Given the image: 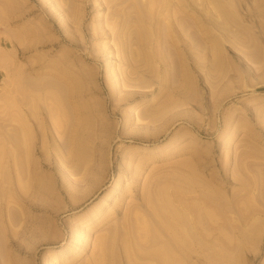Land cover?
Returning <instances> with one entry per match:
<instances>
[{"label": "rangeland", "instance_id": "374dc122", "mask_svg": "<svg viewBox=\"0 0 264 264\" xmlns=\"http://www.w3.org/2000/svg\"><path fill=\"white\" fill-rule=\"evenodd\" d=\"M141 234L264 264V0H0V264H162Z\"/></svg>", "mask_w": 264, "mask_h": 264}, {"label": "bare ground", "instance_id": "6f19581e", "mask_svg": "<svg viewBox=\"0 0 264 264\" xmlns=\"http://www.w3.org/2000/svg\"><path fill=\"white\" fill-rule=\"evenodd\" d=\"M30 31H31V30H29V32H30ZM26 32H27V34L29 33L28 30H27ZM26 32H25V33H26ZM33 32H34V31H31V32H30V35H31ZM34 34L38 35L39 32L36 33V31H35ZM34 34H33V35H34ZM28 35H29V34H28ZM157 36H158V35H157ZM157 36H154V37L156 38ZM29 37H30V36H29ZM31 37H32V35H31ZM31 37L29 38V39L31 40V41H29V42L32 43V41L35 40L34 38H35L36 36L34 35V36L32 37L33 40L31 39ZM37 37H38V36H37ZM37 37H36V38H37ZM159 38H160V37H159ZM159 38H158V39H159ZM152 39H153V38H152ZM159 40H160V39H159ZM161 40H162V39H161ZM161 40H160V41H161ZM36 42H40V40L38 41V38H37L36 41H35V44L33 43L34 46H33L32 48L36 47L35 45L38 44V43H36ZM151 42H152V41H151ZM30 45H31V44H30ZM26 46H27V45H26ZM26 46H25L24 49H27ZM28 46H29V44H28ZM28 46H27V47H28ZM157 46H158V44H157ZM160 46H161V45H160ZM30 47H31V46H30ZM30 47H28V48L30 49ZM152 49H154V48H152ZM30 50H31V49H30ZM155 50H157V49H155ZM60 77L62 78L61 75L58 76V78H60ZM74 80H77V79H74ZM77 81H79V80H77ZM111 84H112V83H111ZM112 85H113V84H112ZM136 107H137V105H135V104H131V105H129V109H134V108H136ZM23 109H24V108H23ZM23 109H21V110H23ZM24 110H26V108H25ZM27 110H30V111H28V115H29V112H30V114H32V115L35 114V112H34L32 109H27ZM31 110H32L33 112H32ZM21 114H22V111H20L19 116H20ZM25 114H26V113H25ZM25 114H22V115H25ZM30 116H31V115H30ZM20 117H21V116H20ZM26 118H27V116H26ZM28 118H29V119L31 118V120H34V119H32V116H31V117H28ZM21 119H23V116H22L21 118H19V124L21 123V121H23V120H21ZM31 120H30V121H31ZM25 121H27V120L25 119ZM28 122H29V120H28ZM28 122H27V124H26L25 122H23V124L20 125V126H22V127H20V129L22 130V129H23V126H25V127H24V131L22 130V132L25 133L26 137L28 136L27 138H30V136H32V135H34V134L37 135L36 130L38 131V129L35 128V127H37V126H35V125H34L35 127H33V125H32V126L29 125V127L33 128V129L35 128V129H34L35 132L30 128V129L32 130L31 132L34 133V134H32V133L30 134V130L27 129V128H28L27 126H28V124H29ZM31 122H33L32 124L35 123L34 121H31ZM25 124H26V125H25ZM36 125H37V122H36ZM40 125H42V124H40ZM40 125H38V126H40ZM26 127H27V128H26ZM77 127H78V128H77V131L79 132V130H78V129H79V126H77ZM26 129H27V131H26ZM74 129H75V131H76V127H75ZM74 129H73V130H74ZM102 130H103V129H102ZM66 131H67V133L69 134V138L72 139V140H70V141L73 142V144H74V142H75V145H73V146H76L77 148H80V147H79V144H78V146H77L76 143L78 142V140L80 141L81 138L78 137V138H79V139H78V138H76V136L74 137V133L72 134V133L69 131V132L73 135V137H72V136H70V133L68 132V130H66ZM103 131H104V130H103ZM27 132H28V133H27ZM51 132H52V131H51ZM72 132H73V131H72ZM38 133H39V131H38ZM67 133L65 132L66 140L68 139V138H67ZM105 133H107V136H108V132H105ZM28 134H29V135H28ZM77 134H78V133H77ZM23 135H24V134H23ZM23 135H22V136H23ZM79 135H80V134H79ZM79 135H77V136H79ZM80 136H81V135H80ZM102 136H104V134H102ZM105 136H106V135H105ZM26 137H23L25 141H26V139H27ZM34 137H35V136H34ZM37 137H38V136H37ZM175 137H176V136H175ZM25 138H26V139H25ZM31 138H32V137H31ZM73 138H75L77 142L74 141ZM103 138H104V137H103ZM105 138H108V137H105ZM105 138H104V139H105ZM32 139H33V138H32ZM34 139H35V138H34ZM27 140H28V139H27ZM52 140H53V138H52ZM105 140H106V139H105ZM25 141H24V142H25ZM67 141H68V140H67ZM26 142H27V141H26ZM80 142H82V141H80ZM157 142H158V141H157ZM172 142H174V141H172ZM67 143H68V142H67ZM80 144H81V143H80ZM71 145H72V143H70V146H71ZM80 146H81V145H80ZM72 148H73V147H72ZM74 148H75V147H74ZM74 148H73V149H74ZM81 148H82V147H81ZM70 150H71V147H70ZM75 150L78 151V149H75ZM75 150H73V151H75ZM79 150H81V149H79ZM71 151H72V150H71ZM148 151H154V149H153V150H148ZM75 152H76V151H75ZM98 158H99V157H98ZM139 161H140V160H139ZM139 161H138V162H139ZM68 162H69V161H68ZM141 163H142V162L140 161V164H141ZM140 164L138 165V163H137V167H136V166L133 167L132 172H133L136 176L140 174L139 172H140V171L142 170V168H143ZM133 173H132V175H134ZM119 182H120V176L118 177V180H117V183H116V186H115V191L118 189ZM109 196H110L109 194H107V195L105 196V198H104V200H103L101 206L98 208V210L96 211V213H94L93 216H91L92 218H94L93 220H95V219L97 218V215L99 214V212H101L102 206H103L104 203L108 200ZM150 199H151V202L153 203L154 199H152V197H151ZM150 199H149V200H150ZM140 200H142V199L140 198ZM143 200H144V199H143ZM152 200H153V201H152ZM152 203H147V204H148L149 206H152V207H155V206L158 205V204H156L155 201H154L155 204L153 203L154 206L151 205ZM161 208H162V212H163V214H164L165 210H163V207H161ZM155 211H157V210H155ZM155 211H152V212L154 213ZM132 213H133V212H132ZM134 213H135V211H134ZM160 213H161V211H160ZM158 214H159V213H158ZM158 214H157V216L159 217ZM163 214H162V213L160 214V217H161V218H162V215H163ZM138 215H139V214H138ZM164 215H165V214H164ZM133 216H136V217H139V216H140V217H141V215L137 216L136 214L133 215ZM133 216H132V217H133ZM128 217H129V216H128ZM132 217H131L130 219H132ZM140 217H139V218H140ZM160 217H159V219H160ZM164 218H165V219H164ZM134 219H136V220H140V219H142V221L140 220L139 222L144 223V222H143V219H144V218L137 219V218L133 217V220H131V221H134ZM166 219H167V218H166L165 216L163 217V219H160V220L163 221V222L161 221L162 224H165L164 221H166ZM144 221H146V219H144ZM167 221H168V219H167ZM167 221H166V223L168 224ZM170 221H171V220H170ZM136 222H138V221H136ZM147 222H149V221L147 220ZM191 222H192V221H191ZM128 223H129V222H128ZM173 223H174V221H173ZM193 223H194V221L192 222V224H193ZM136 224H138V223H136ZM170 224H171V225H170ZM133 225H134V226H133ZM133 225H132V227H136V226H137V225H135V223H134ZM138 225H139V224H138ZM173 225H174V224H173ZM173 225H172V221L168 224V226H173ZM140 226H141V227H140ZM164 226H166V224H165ZM174 226H175V228H177V227H176V224H175ZM137 228L142 229L141 231H144L145 233L150 232V231L147 229V226L145 225V223H144V224H140L139 227H137ZM148 228H149V227H148ZM135 229H136V228H135ZM170 229H171V228H170ZM137 230H138V229H137ZM150 230H153V229L150 228ZM166 230H167V229H166ZM168 230H169V229H168ZM168 230H167V231H168ZM174 231H175V230H174ZM134 232H136V231H134ZM139 232H140V231L138 230V233H139ZM144 232H141V233H144ZM169 232H170V231H169ZM175 232H177V231H175ZM138 233H137V234H138ZM145 233H144V235H145ZM154 233H155V232H154ZM154 233H151V234H154ZM171 233H172V232H171ZM171 233H170V234H171ZM178 233H179V237L182 238L183 236H180V235H182V234L179 232V230H178ZM178 233H176V234H178ZM139 234H140V233H139ZM139 234H138V235H139ZM149 234H150V233H149ZM173 234H174V233H173ZM176 234H175L174 236H178V235H176ZM138 235H136V238L134 237L136 240H137V236H138ZM134 236H135V234H134ZM139 236H140V235H139ZM141 236H142V234H141ZM156 236H157V235H154V236L151 235V237H156ZM171 236H172V235H171ZM84 237H87V236L85 235ZM142 237H143V239H142ZM142 237H140L142 240H141L140 238H138V240H139L140 242H142V243L144 242L143 240L146 239L145 237H147V241L150 240V239L148 238L147 234H146V236H142ZM149 237H150V236H149ZM172 237H173V236H172ZM172 237H171V238H172ZM179 237H178V238H179ZM156 238H158V237H156ZM183 238H184V237H183ZM183 238H182V239H183ZM158 239H159V238H158ZM158 239H157V240H158ZM78 241H79V240L76 239V241L74 242V245H76V243H78ZM145 241H146V240H145ZM172 241H173V240H172ZM148 242L150 243L151 241H148ZM148 242H146V243L144 242V243H143L144 246H145V244H147V246H149V248H151L152 250L154 249L155 252H156L155 247L152 248V245H153V244H149ZM173 242H174V243H173L174 247L177 248V246L179 245V243H177V242H179V241H177L176 244H175V241H173ZM152 243H155V244H156V241H153ZM159 243H161V242L158 241V245H159ZM167 243H168V246H166V242H165V243L162 242L161 244H163V245L160 244L161 247H159V246L156 244V245L158 246V248H162V247H163L162 250H164V247L168 249V250H165L162 254H160L159 258H160V260H161V263H162V264H179V263L181 264L182 260L186 263V262H187V261H185L186 258L180 260V262H179V259H178V260L174 259L175 256H177V255L179 256V255L182 254V252H180L181 249H182V247H181L180 251H178V250H177V251H174V255H175V252H179V253H176L175 256L172 254V255L174 256V257H173V256L169 253L171 250L174 249V247L171 246V247H173V248L169 251V248H171L170 245H171L172 242H170V245H169V242H167ZM148 244H149V245H148ZM155 244H154L153 246H155ZM164 244H165V245H164ZM183 244H185V243H183ZM150 245H151V247H150ZM176 245H177V246H176ZM180 245L182 246V243H181V242H180ZM180 245H179V246H180ZM138 246L140 247V246H143V245H138ZM144 246H143V247H144ZM179 246H178V247H179ZM168 247H169V248H168ZM187 247H188V245L186 246V248H187ZM147 248H148V247H146V248L144 247V249H143V248H142V249H141V248H138V250H139V251H140V250H143V253H145L146 250H147L146 253L150 256V253H149L150 251H148L149 248H148V249H147ZM156 248H157V247H156ZM188 248H189V247H188ZM188 248H187V249H188ZM145 249H146V250H145ZM151 249H150V250H151ZM154 250H153V251H154ZM157 250H158V249H157ZM182 250H183L184 253L186 252V250H185V251H184V249H182ZM166 251H167V252H166ZM160 252H162V251L160 250V251H158L157 253H160ZM165 252H166V253H165ZM171 252H172V251H171ZM189 252H190V251H189V249H188V253H189ZM143 253H142V251H141V255H143V256L145 257V255H144ZM69 254H73V252L70 250V245L67 246V248H65V249H63V250H60V251L56 252V253L54 254L53 257H54V259H55L56 261H58V260H61V259L66 258ZM147 254H146V255H147ZM148 255H147V256H148ZM186 255H187V254H186ZM137 256H138V254H137ZM147 256H146V257H147ZM153 256H154V255H153ZM156 256H157V255H156ZM178 256H177L176 258H179ZM190 256H191V255L189 254L188 257H190ZM139 257H140V255H139ZM141 257H142V256H141ZM146 257H145V258H146ZM157 257H158V256H157ZM182 257H183V255H182ZM184 257H186V256H184ZM191 257H192V256H191ZM145 258H144V259H145ZM180 258H181V257H180ZM149 260H150V259H149ZM186 260H187V259H186ZM152 261H153V262L155 261V263H157L156 261H159V259L154 258V260H153V258H152ZM98 263H99V262H98ZM187 264H188V263H187ZM190 264H191V263H190Z\"/></svg>", "mask_w": 264, "mask_h": 264}]
</instances>
